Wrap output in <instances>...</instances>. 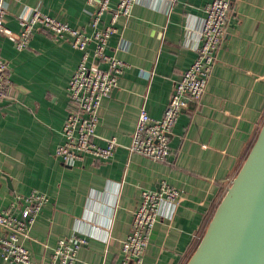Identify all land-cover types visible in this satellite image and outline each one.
<instances>
[{"label": "crops", "instance_id": "0c3cea01", "mask_svg": "<svg viewBox=\"0 0 264 264\" xmlns=\"http://www.w3.org/2000/svg\"><path fill=\"white\" fill-rule=\"evenodd\" d=\"M206 4L140 0L128 20L120 19L108 52L128 67L103 99L97 128L98 142L115 136L120 143L107 161L87 156L70 165L55 155L80 52L42 28L22 50L1 39L13 88L0 104V212L17 194L38 190L50 196L26 241L31 264H51L59 241L73 234L88 239L76 264H121L142 190L164 180L180 189L182 198L171 215L165 208L144 264L188 261L264 124V0H233L207 90L198 106L190 102L183 109L170 134L169 157L154 160L127 146L141 108L161 117L176 82L194 62ZM5 6L6 24L15 31L18 16L29 7L90 29L88 0H6ZM0 264L11 263L0 259Z\"/></svg>", "mask_w": 264, "mask_h": 264}, {"label": "built area", "instance_id": "2783aa9c", "mask_svg": "<svg viewBox=\"0 0 264 264\" xmlns=\"http://www.w3.org/2000/svg\"><path fill=\"white\" fill-rule=\"evenodd\" d=\"M140 0H88L92 6L90 29L82 30L44 12L40 7H29L18 16L19 30L6 24V0H0V42L8 38L19 49L29 46L35 31L42 28L57 41H68L80 52L79 62L68 85L70 109L61 131L62 141L55 155L66 164L82 163L87 156L98 160L114 157L118 139L97 141L100 107L105 97L118 85L127 63L108 52L111 37L119 32L121 18L128 20L133 7ZM233 0H207L205 17L199 34L197 56L174 87L170 101L161 117L152 116L141 108L139 118L127 146L130 153H138L154 160H166L171 154L170 134L179 121L183 109L190 103L198 106L207 90L219 49L232 19ZM111 13L109 20L106 15ZM13 81L9 64L0 45V104L11 94ZM182 192L167 181L158 188L143 189L141 202L134 211L131 230L123 241L124 257L121 264H144V256L157 222L171 215L181 201ZM50 201L46 193L34 190L17 194L12 205L0 212V259L11 264H31V250L26 241L31 228L44 206ZM88 243L85 236L76 234L61 239L54 248L51 264H76L80 249Z\"/></svg>", "mask_w": 264, "mask_h": 264}, {"label": "water", "instance_id": "95a60500", "mask_svg": "<svg viewBox=\"0 0 264 264\" xmlns=\"http://www.w3.org/2000/svg\"><path fill=\"white\" fill-rule=\"evenodd\" d=\"M186 264H264V124Z\"/></svg>", "mask_w": 264, "mask_h": 264}, {"label": "trees", "instance_id": "16d2710c", "mask_svg": "<svg viewBox=\"0 0 264 264\" xmlns=\"http://www.w3.org/2000/svg\"><path fill=\"white\" fill-rule=\"evenodd\" d=\"M213 217V216H212ZM205 233V232H204ZM203 237V236H202ZM197 247V246H196ZM196 249V248H195ZM186 264V263H185Z\"/></svg>", "mask_w": 264, "mask_h": 264}]
</instances>
